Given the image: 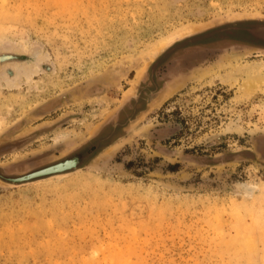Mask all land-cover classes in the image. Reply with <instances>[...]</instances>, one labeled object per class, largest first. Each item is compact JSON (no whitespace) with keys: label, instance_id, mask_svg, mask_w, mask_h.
Segmentation results:
<instances>
[{"label":"rangeland","instance_id":"1","mask_svg":"<svg viewBox=\"0 0 264 264\" xmlns=\"http://www.w3.org/2000/svg\"><path fill=\"white\" fill-rule=\"evenodd\" d=\"M260 24L264 0H0V172L82 154L0 178V264H264Z\"/></svg>","mask_w":264,"mask_h":264},{"label":"water","instance_id":"2","mask_svg":"<svg viewBox=\"0 0 264 264\" xmlns=\"http://www.w3.org/2000/svg\"><path fill=\"white\" fill-rule=\"evenodd\" d=\"M246 19H251V18H246ZM197 30L198 31H200V30L202 31L203 29L202 28L201 29L200 28H196L192 32L187 33L185 35H191V34L195 33ZM248 30L250 31V33L253 36H255L256 38H259V39L264 41V24H260L257 27L249 28ZM185 35H183V36H185ZM57 102H58V99H53L47 105H44L41 108V110H48L49 108L54 107L55 104H57ZM69 158H71V157H69ZM69 158H65L64 161L62 160V162H65ZM57 163H60V162H56V164ZM78 163H79V158L74 163H69V164L61 165V166H56L55 165L56 167H53V166L50 167L51 165L44 166V167H41L42 168L41 170L33 171V172L31 171L29 173H26V174H23V175H20V176H16V177H9V178H7V180H9L11 182H20V181H25V180H29V179H34V178L46 176V175L53 174V173L63 172V171L75 168Z\"/></svg>","mask_w":264,"mask_h":264},{"label":"bare ground","instance_id":"3","mask_svg":"<svg viewBox=\"0 0 264 264\" xmlns=\"http://www.w3.org/2000/svg\"><path fill=\"white\" fill-rule=\"evenodd\" d=\"M235 66V65H234ZM36 67V66H35ZM35 67H31L30 69H28L27 71H25V74L27 76V78H30L31 76V73L36 70ZM217 74V73H214V75ZM257 74V73H256ZM218 75V74H217ZM227 76V75H226ZM214 77V76H213ZM212 78V77H211ZM234 78V77H233ZM221 81V82H224V83H231V81L229 79H223L221 78V75L220 77H217V81ZM263 78L261 75H249L247 76L246 78H244L241 83L239 84V90L241 91V93L245 96H248L250 95L251 93H253L257 87H259L262 83H263ZM175 82V81H174ZM8 84H11V85H17V82L16 81H9ZM174 84V83H173ZM231 125V124H230ZM231 127V126H229ZM233 127V126H232ZM75 161H77V158H72V159H68L66 160L65 162H60V163H55L53 165H51L50 167H56V166H61V165H66V164H69V163H74ZM56 165V166H55ZM42 169V168H41ZM41 169H38V170H41ZM38 170H35V171H38ZM33 172V171H32ZM255 187V186H254Z\"/></svg>","mask_w":264,"mask_h":264},{"label":"flooded vegetation","instance_id":"4","mask_svg":"<svg viewBox=\"0 0 264 264\" xmlns=\"http://www.w3.org/2000/svg\"><path fill=\"white\" fill-rule=\"evenodd\" d=\"M73 156H77L78 158H79V162H81V160H82V154L81 153H77V154H73V155H70L69 157H73ZM59 162V161H58ZM55 163V162H54ZM52 164V163H51ZM42 167H44V166H42ZM39 168H41V167H39ZM39 168H35V169H33V170H30L29 172H31V171H34V170H37V169H39ZM29 172H26V173H29ZM8 177H16L15 175H5V174H2L1 172H0V178H4V179H7Z\"/></svg>","mask_w":264,"mask_h":264}]
</instances>
